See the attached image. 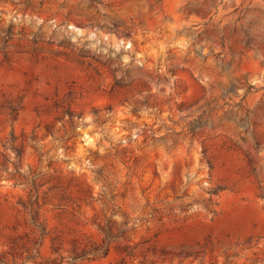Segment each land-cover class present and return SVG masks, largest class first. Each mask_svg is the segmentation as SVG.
<instances>
[{
  "label": "rangeland",
  "instance_id": "obj_1",
  "mask_svg": "<svg viewBox=\"0 0 264 264\" xmlns=\"http://www.w3.org/2000/svg\"><path fill=\"white\" fill-rule=\"evenodd\" d=\"M0 264H264V0H0Z\"/></svg>",
  "mask_w": 264,
  "mask_h": 264
}]
</instances>
